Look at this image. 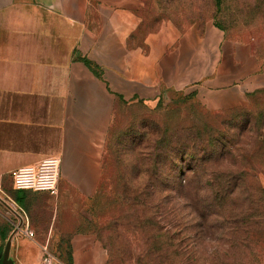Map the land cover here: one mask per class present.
Segmentation results:
<instances>
[{"label":"crops","instance_id":"0c3cea01","mask_svg":"<svg viewBox=\"0 0 264 264\" xmlns=\"http://www.w3.org/2000/svg\"><path fill=\"white\" fill-rule=\"evenodd\" d=\"M141 5L0 0V203L16 217L14 264H42V249L51 250L32 217L46 211L50 225H61L78 199L95 196L118 97L170 102L178 94L219 111L247 105L264 87V61L213 25L180 37L164 25L137 43ZM48 157L61 160L57 195L14 188V170Z\"/></svg>","mask_w":264,"mask_h":264},{"label":"rangeland","instance_id":"374dc122","mask_svg":"<svg viewBox=\"0 0 264 264\" xmlns=\"http://www.w3.org/2000/svg\"><path fill=\"white\" fill-rule=\"evenodd\" d=\"M139 1L137 43L164 25L173 27L176 37L192 27L203 33L213 25L227 42L248 45L264 61V0H224L221 7L214 0ZM92 71L101 77L98 68ZM249 94L245 106L253 114L263 111L264 95L250 103ZM233 108L211 111L198 102L172 104L162 97L148 103L117 99L95 196L78 199L61 225H50L46 211L32 217L41 223L40 238L53 256L61 264H69L68 257L73 264H264L263 219L241 235L230 227L238 217L227 211L206 219L211 199L207 168L214 164L203 161L202 149L216 134L243 130V119L217 114ZM244 150L252 159L245 164L261 169L258 182L264 189V157L253 154L264 149H236ZM171 173L186 181L184 195L171 179L168 191L162 186ZM13 224L15 215L0 203V247Z\"/></svg>","mask_w":264,"mask_h":264},{"label":"trees","instance_id":"16d2710c","mask_svg":"<svg viewBox=\"0 0 264 264\" xmlns=\"http://www.w3.org/2000/svg\"><path fill=\"white\" fill-rule=\"evenodd\" d=\"M214 1L217 7H221L224 2V0ZM84 62L92 70L97 68L86 60ZM258 95H264V89L249 94L250 103L253 102V99ZM118 99L122 98L118 97ZM170 102L172 104L185 105L189 102H196V100L192 96L176 94ZM251 109L252 108L249 105L217 113L231 115L233 116V119H243V130L241 131V129H239L240 133H235L233 135L216 134L214 135L213 140H211V138L208 140L207 149H202V151L205 152L203 161H211L214 164L210 169L207 168L209 184L207 189L211 193V199L206 201V204L208 205L206 206V219L209 220L211 215L222 217L227 211L229 215L238 217L239 220L237 222L234 221L236 223L230 222V227L233 233L237 232L239 235L249 234L256 225H259V222L257 221L259 218L264 220V189L258 182V175L262 171L261 169L259 170V168H254V165L247 166L245 164L252 160L249 157V151L245 152L244 150L243 153L236 151V149H246V151L248 149H264V110L257 114H253ZM258 120L261 121L260 124L257 123ZM240 143L242 146H239L241 145ZM163 153L165 154V158H167L166 160H168L170 155H167L166 152ZM253 154L254 156L259 155V157H257L258 159L264 157V152L260 154L259 152L257 153L254 151ZM203 169H200V171ZM195 172L197 173V169H195ZM162 175L164 174H161V178ZM164 178L166 181H162V186L165 187L167 191L170 188V184L173 182L177 187L181 188L184 195V191L188 186L187 184L185 185L186 181L183 182V178H178L175 173L173 175L172 173L171 175H166ZM169 179H171L172 182H169ZM157 182L158 180L156 178V183ZM250 184L252 190H250ZM156 186L158 185L156 184ZM245 195L246 198L243 197ZM253 219H255V221ZM223 224L226 225L227 223ZM5 245L3 248L0 247V255L3 253ZM61 256L65 257V254L63 253ZM67 259L69 264H73L71 257H68Z\"/></svg>","mask_w":264,"mask_h":264},{"label":"built area","instance_id":"2783aa9c","mask_svg":"<svg viewBox=\"0 0 264 264\" xmlns=\"http://www.w3.org/2000/svg\"><path fill=\"white\" fill-rule=\"evenodd\" d=\"M61 160L58 157H48L34 166H25L11 173L13 186L16 190L32 191L36 193L58 194ZM19 210V208H18ZM22 215L25 216L24 211ZM26 235L34 237V232L27 229ZM42 264H54L56 258L49 249H42Z\"/></svg>","mask_w":264,"mask_h":264},{"label":"water","instance_id":"95a60500","mask_svg":"<svg viewBox=\"0 0 264 264\" xmlns=\"http://www.w3.org/2000/svg\"><path fill=\"white\" fill-rule=\"evenodd\" d=\"M12 236L7 240L3 253L0 255L1 263L0 264H14L10 255L12 247Z\"/></svg>","mask_w":264,"mask_h":264},{"label":"bare ground","instance_id":"6f19581e","mask_svg":"<svg viewBox=\"0 0 264 264\" xmlns=\"http://www.w3.org/2000/svg\"><path fill=\"white\" fill-rule=\"evenodd\" d=\"M15 209H13V211H14ZM20 218V217H19Z\"/></svg>","mask_w":264,"mask_h":264}]
</instances>
